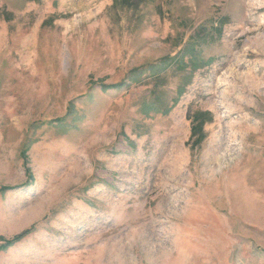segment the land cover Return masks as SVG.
<instances>
[{"label":"rangeland","instance_id":"1","mask_svg":"<svg viewBox=\"0 0 264 264\" xmlns=\"http://www.w3.org/2000/svg\"><path fill=\"white\" fill-rule=\"evenodd\" d=\"M0 264H264V0H0Z\"/></svg>","mask_w":264,"mask_h":264},{"label":"trees","instance_id":"2","mask_svg":"<svg viewBox=\"0 0 264 264\" xmlns=\"http://www.w3.org/2000/svg\"><path fill=\"white\" fill-rule=\"evenodd\" d=\"M179 70H185L187 68H184V67H178ZM192 70H195L196 69V66L194 67H191ZM192 72L193 71H190V73H188V75H192ZM166 93H159L158 94V97H157V100L159 101H164L166 100V97H165ZM211 116L210 113L208 112H200V113H197L193 118L192 120V134L191 136L193 137L194 135L196 134H199L203 132V126L204 124L208 121L207 120V117L208 116ZM207 116V117H205ZM199 140V139H198ZM201 141V139L199 140Z\"/></svg>","mask_w":264,"mask_h":264}]
</instances>
